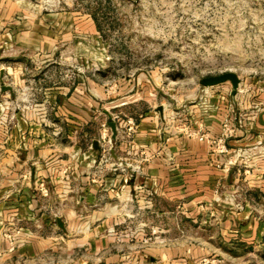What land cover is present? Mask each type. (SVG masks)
<instances>
[{
	"label": "crops",
	"instance_id": "obj_1",
	"mask_svg": "<svg viewBox=\"0 0 264 264\" xmlns=\"http://www.w3.org/2000/svg\"><path fill=\"white\" fill-rule=\"evenodd\" d=\"M118 84L111 90L82 78L52 87L54 122L64 123L70 139L105 112L115 114L106 106L123 103L134 82ZM230 90L210 87L191 108L193 131L202 122L214 138L223 117H234L222 153L189 136L187 126L174 127L178 119L166 122L172 113L161 110L159 117L149 111L139 118L129 140L116 125L107 162H95L87 143L82 148L53 136L38 117L16 116L0 145L7 192L0 197V255L53 250L63 235L66 252H85L78 264H200L203 257L216 259L212 264H264V102L250 101L248 86L233 98ZM82 133L90 144L98 141Z\"/></svg>",
	"mask_w": 264,
	"mask_h": 264
},
{
	"label": "rangeland",
	"instance_id": "obj_2",
	"mask_svg": "<svg viewBox=\"0 0 264 264\" xmlns=\"http://www.w3.org/2000/svg\"><path fill=\"white\" fill-rule=\"evenodd\" d=\"M225 71L239 77V90L248 86L250 101L264 102V0H0V145L16 116L31 114L61 141L87 143L95 162L112 161L110 150L101 157L107 138L93 148L82 131L99 138L100 123L112 120L126 134L131 119L129 140L139 118L149 111L159 117L161 110L172 113L166 122L178 119L174 127L192 132L191 108L213 87L200 79ZM82 78L111 90L127 79L134 86L118 107L106 106L115 114L69 139L64 123L53 120L48 95ZM217 86L225 92L230 84ZM3 178L0 172V197L7 194ZM84 256L83 250L66 252V237L57 235L53 250L0 255V264H78Z\"/></svg>",
	"mask_w": 264,
	"mask_h": 264
},
{
	"label": "built area",
	"instance_id": "obj_3",
	"mask_svg": "<svg viewBox=\"0 0 264 264\" xmlns=\"http://www.w3.org/2000/svg\"><path fill=\"white\" fill-rule=\"evenodd\" d=\"M112 116V115H111ZM234 119V117H231L230 115L226 114L221 122V135L218 138H214L211 137L207 132L203 133L200 132L202 129V126L200 125V127L198 128V130L196 131H192V132H188L187 130H185V132L189 135V136H194L196 139H198L201 142H204L210 149H212L213 151H218V152H224L226 150V144H225V139L230 136L234 129H233V124H232V120ZM236 122L239 123L238 118H235ZM125 124L127 125V132L125 134L122 133L124 136H128L129 132L131 130H133V122L131 119H128L127 122H125ZM117 128V127H116ZM109 127L107 126V122H102L100 123V137L98 138V141H104L105 138H107V150L102 151L101 157L105 158L106 155L108 154V151L110 150L111 146H112V139L110 138V132H109ZM129 131V132H128ZM123 132V131H122ZM126 136V137H127ZM238 157L242 158H246L247 157V153L244 151H240L239 153H237ZM242 156V157H241ZM148 156H143L142 160H147ZM121 162H119L118 164H120ZM133 169H137L138 166L137 164H134L133 166H131ZM43 189V188H42ZM41 189V193H43L44 195L46 194L45 190ZM215 261H217L216 259H212V258H208V257H203L199 260L200 264H212Z\"/></svg>",
	"mask_w": 264,
	"mask_h": 264
},
{
	"label": "water",
	"instance_id": "obj_4",
	"mask_svg": "<svg viewBox=\"0 0 264 264\" xmlns=\"http://www.w3.org/2000/svg\"><path fill=\"white\" fill-rule=\"evenodd\" d=\"M223 82H229L230 84V97L233 98L238 90V87L240 85V79L236 75V73L232 71H225L217 75H209L202 77L200 79V84L205 87H210L214 85L221 84ZM2 90H10L9 86H2ZM107 116L110 117V115L106 112ZM107 126L110 129V138L115 139L116 136V124L114 121H108ZM92 146L93 148H97V141L93 140L92 141ZM57 224L61 227V223L58 220Z\"/></svg>",
	"mask_w": 264,
	"mask_h": 264
}]
</instances>
